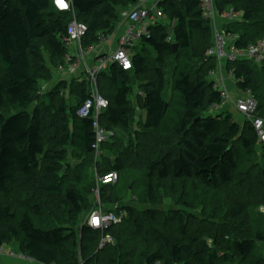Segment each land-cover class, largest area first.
I'll use <instances>...</instances> for the list:
<instances>
[{
  "label": "trees",
  "instance_id": "trees-1",
  "mask_svg": "<svg viewBox=\"0 0 264 264\" xmlns=\"http://www.w3.org/2000/svg\"><path fill=\"white\" fill-rule=\"evenodd\" d=\"M137 2L73 0V11L66 12L57 11L53 0H0V220L8 217L14 222L0 233V246L11 247L18 239L17 250L42 264H264V254L257 250V243L264 244V214L258 212L264 206V151L250 121L246 120L245 128H241L232 116L208 113L223 99L209 78L217 61L208 56L214 42L201 0L161 3L170 24H174L176 52L168 40L170 25L161 22L150 26L141 50H133L135 76L149 77L146 87L151 88L144 90L142 108L146 119L137 129V142L130 145L133 154L127 158L119 148L133 139L127 133L134 121L131 76L117 64L104 74L101 90L110 100V107L102 114L101 123L113 135L101 149L108 150L115 159L103 155L97 169L100 174L117 171L119 180L115 185L122 178L134 179L144 188L140 197L143 203L157 202L161 184L169 181H195L214 191L212 203L221 221L207 226L206 237L212 243L204 239L200 229H189L179 212L169 217L155 208L140 211L130 204L119 208L126 216L106 231L112 241L101 249V231L83 224L95 207L90 195L94 197L96 176L87 175L83 190L73 186L70 174L62 171L67 166L65 156L70 146L81 148L79 155L86 156L81 173L88 166L86 161L96 156L93 119L76 114L89 90L82 83L78 85L84 88L76 105H70L66 95V89L71 93L76 80L61 79L42 92V84L53 74L43 52H48L53 65L64 66L68 53L64 38L74 19L89 27L83 38V46L87 47L113 34L121 22V10ZM217 4L219 11L231 8L243 13L241 20L226 30L237 36L235 48L245 49L264 37V0H217ZM171 58H179L182 63L174 80L177 99L173 104L166 99ZM259 66L242 59L230 63L229 71H233L239 89L250 91L256 98L258 115L264 117V62ZM53 103L58 121L49 124L48 105ZM68 114L73 116L71 125ZM119 135L129 136L130 140L117 142ZM241 152H258L261 169L242 172ZM132 158L134 163L130 165ZM146 165L149 170L143 172ZM21 199L35 202L32 212L12 214L3 206L6 200L15 205ZM124 200L118 196L113 202ZM42 203L71 206V223L58 218L57 225L43 227L33 215L39 214ZM162 220L163 225H173V233L160 227Z\"/></svg>",
  "mask_w": 264,
  "mask_h": 264
},
{
  "label": "rangeland",
  "instance_id": "rangeland-1",
  "mask_svg": "<svg viewBox=\"0 0 264 264\" xmlns=\"http://www.w3.org/2000/svg\"><path fill=\"white\" fill-rule=\"evenodd\" d=\"M72 1L73 0H53V6L57 11H73L72 7ZM65 2L66 5L63 3ZM241 13V12H240ZM243 13H241L242 16ZM239 17L234 18L233 22L226 23L225 29L227 30L232 23L238 20ZM157 19L159 21H165L167 19V16L165 15V12L163 8H160L159 15L157 16ZM241 20V17L239 18ZM166 22V21H165ZM170 21L168 20V23ZM212 34L211 39L214 42V33H213V27L211 25ZM144 45V40L139 41L136 46L132 47V50L135 52L138 50H141V48ZM77 47L71 48L76 49ZM73 50V51H74ZM44 58H45V64L47 67L50 68V71L52 74V77L49 76L48 81L44 82L42 85L45 87L44 92H47L49 89L53 88L54 85L63 78L64 80H68L66 77L68 76L66 73V70H61L57 66L53 65L51 63V59L48 55V52L44 49L43 52ZM151 56V54L149 55ZM217 61V60H216ZM230 63H227L226 68L229 70ZM263 64H261L259 67H262ZM182 67V63L180 62V59L178 58H171L169 59V66L167 70V90H166V99L168 102H171V104L174 103V101L177 99V93L174 91V80L176 77L177 69L179 67ZM110 67L103 68L99 73V90L102 93L101 86H102V78L104 77V74H107L109 72ZM62 76L60 79V73ZM56 74L59 76L56 77ZM225 77H231L228 72L226 71L224 73ZM131 76V84H132V94L130 96V105L133 109V115H134V121L133 126L130 130V132H127L130 135V138L133 139L130 140L129 136L125 137L124 135H119L117 137V142L121 139L125 140L127 143L129 140V143L127 145L124 143L122 148L119 146V143H117L116 147H120L119 149L122 150L124 157L127 158L129 154H133V147L130 146L131 144H134L137 142V129L141 128V121H144L143 118L146 116V111L142 108V99L143 96H145V91L151 87H146L150 82L149 77L146 79L138 78L135 76V74H130ZM69 77V76H68ZM151 78V77H150ZM232 78V77H231ZM234 82H236L235 77H233ZM106 83L107 81H103ZM236 85V84H235ZM74 86L73 88H75ZM89 93H90V89ZM145 90V91H144ZM229 90V89H228ZM74 93H79L77 91H73ZM230 94L231 91L229 90ZM236 92V91H235ZM240 91H237V94H232L231 98H235L238 96ZM242 94V93H241ZM78 98V96H77ZM79 99V98H78ZM57 103V102H56ZM56 103H53L51 105H48L49 114L47 117V121L49 124H55L56 121H58V116L54 113V110L56 109ZM49 104V103H47ZM47 106V105H45ZM32 111V108L30 109ZM209 114L218 115L221 114L222 116H232L236 121H238L241 125V128H245L244 122L246 121L244 116L236 109L235 105L233 104L232 100L228 103H221L215 108H212L209 112ZM70 116V125L73 120V116L71 114H68V117ZM245 130V129H244ZM53 132V130H52ZM112 140V139H111ZM121 140V141H122ZM124 142V141H123ZM125 145L127 147H125ZM50 148V147H47ZM82 153V149L79 147H73L70 146L69 149L66 152L65 156V162L67 166L62 171L63 173H69L71 177V183L73 186H77V188L83 189L86 182H87V175H95L96 176V182H97V175L100 174L99 170L97 169V164L103 162V155H108L112 159H115V157L110 154V152L104 148H102L99 152H96L95 155L91 157V159H88L86 161L87 168L84 170V172L81 173L80 166H82V163L86 160L85 155H79ZM77 154V156H76ZM131 158V155H130ZM240 161V170L242 172H254L256 173L259 171L260 164H261V155L259 153L254 154H245L243 152L240 153L239 157ZM134 163V159L130 161ZM65 164V165H66ZM68 165L72 168L71 171H68ZM143 172H147L149 170V165H146L143 167ZM132 169H136L132 166ZM142 180H146V177L143 175H140ZM136 181L133 179V181L128 180L126 181L124 178H122V181L119 182L118 185H108L103 186L101 189V198L103 201V205H106V203L113 202L114 199H116L118 196L125 197V200L123 202H113L114 204L118 205H126L130 204L131 206L136 207L138 210L143 211L147 210L148 208H155L163 213V216H169L172 217L174 213L179 212L186 224L188 225L189 229L197 230L200 229V231L205 233L204 239L208 240V243H212V240L207 239L206 234L208 232L207 226L212 222L219 223L221 221V217L216 216L215 213L217 212L216 207L213 205L212 201L214 199V191H210L208 189H205L203 186H201L199 183L195 181H179V182H173L169 181L166 183L161 184L160 189V196L158 197V201L155 203H143L141 202V192L144 190V188L139 187V184L135 183ZM96 187V186H95ZM122 187H126L123 188ZM122 189V190H121ZM84 190V189H83ZM91 202L94 201V203L97 202V197L91 194L90 195ZM19 204H13L10 201L6 200L3 203V206L8 207L9 212L12 214L20 213L21 211H30L32 212L35 202L33 200L24 201V199H21L19 201ZM111 204V205H114ZM16 207H18L16 209ZM5 208V207H4ZM40 208V207H39ZM17 210V212L15 211ZM258 212L261 214H264V206H261L258 209ZM35 218L40 219V222H42L43 227H49L51 225H57L59 223L58 218H61L66 223L69 222L70 217L74 215V212L72 211V207L69 205L61 204V205H48V203H42V206L40 208L39 214H33ZM82 215L79 216V221H81ZM162 225L160 226L165 232L168 234L173 233V225H163L164 220L161 221ZM14 224L12 222L11 218H4L0 220V233L4 232L8 229L10 225ZM79 226V225H78ZM17 243L18 239H15L14 242H12V246L10 247L14 252L19 253L17 250ZM6 246H8L6 244ZM257 250L258 253L264 254V244L257 243ZM85 258L83 257V260Z\"/></svg>",
  "mask_w": 264,
  "mask_h": 264
},
{
  "label": "built area",
  "instance_id": "built-area-1",
  "mask_svg": "<svg viewBox=\"0 0 264 264\" xmlns=\"http://www.w3.org/2000/svg\"><path fill=\"white\" fill-rule=\"evenodd\" d=\"M58 1V0H57ZM163 0H138V2L130 8L122 12V24H125L124 34L117 39V46L109 49L106 52L100 53L97 46L91 44L86 48L83 47V38L87 35L89 27L86 23L74 19L68 27L67 35L64 42L68 48L75 44L80 48L79 58L85 59L90 53L97 57L98 65L89 67L87 70V80L90 86V93L79 103L76 114L80 118H92L93 127L95 131L96 152L101 150V146L111 140L113 132L103 127L101 123V116L110 107V100L102 95L99 90L98 77L103 68L111 67L117 64L122 70L131 72L134 70L133 65V50L139 41H143L145 36L150 35V26L161 22L157 19ZM65 5L66 3L63 2ZM203 15L210 20L214 33V46L208 51V56L217 60V67L209 72V78L213 82L215 89L221 92L222 104L228 103L232 100L236 109L244 116L245 120L250 121L253 125L264 151V117L258 115L259 103L250 91H242L241 95L231 98L229 90L225 87V75L227 71L231 77H234L233 71L226 68L227 63H233L242 59H250L255 63L261 65L264 62V37L254 44H250L245 49L235 48V41L237 36L227 33L226 23L233 22L234 18L241 13L236 12L231 8L219 11L217 0H201ZM223 21V22H222ZM222 22V23H221ZM169 41H174L173 27L168 38ZM108 39L104 36L101 42H107ZM96 51V52H95ZM99 55H97V54ZM65 65L60 69L66 70L69 74H76L78 71L77 64H73L74 55L72 53L66 54ZM237 82V80H236ZM42 85V92H44ZM264 164V159H263ZM119 180V173L117 171H110L97 175L96 187L94 195L97 197L95 207L89 212L84 219V224L94 230H99L103 234L100 249L107 243L112 241L110 235H105L106 231L113 225L121 223L126 212L119 209L124 206L114 204L107 207L103 205L101 198V189L103 186L115 185ZM10 256H18L32 260L31 257L13 250L6 251L5 247L0 246V254L6 253ZM78 264H84L80 261ZM154 264H162L157 261Z\"/></svg>",
  "mask_w": 264,
  "mask_h": 264
},
{
  "label": "crops",
  "instance_id": "crops-1",
  "mask_svg": "<svg viewBox=\"0 0 264 264\" xmlns=\"http://www.w3.org/2000/svg\"><path fill=\"white\" fill-rule=\"evenodd\" d=\"M123 11L124 10H121V15H122V12ZM238 17L239 18L242 17L241 14ZM239 18H238L237 21H240ZM168 20L169 19L167 18V19H165L166 22L165 21H162L161 23H163V24H165L167 26L170 25L169 27H170V32H171L172 27L174 26V24L173 23H172L173 25L170 24L171 22L168 23ZM124 32H125V24H122V17H121V22L119 23V25L116 28L115 32H113V34H111L108 37H106L108 39V41L107 42H99V43L94 44V45L97 46L98 50H100V53L106 52L110 48L113 49V48H115L117 46V39H119L124 34ZM173 43H175V42L173 41ZM82 44H83V42H82ZM74 47H77V48L75 50L74 49H71V48H74ZM71 48H68V52L69 53H72V55H74V57L76 58V59H74L73 64H77L78 71H77L76 74H69L68 72H66L65 74H67L69 77L67 75H65V74L62 75L63 74V72H62V73H60L59 79L62 76H65V77L67 76L66 77L67 79H69V80L71 79L70 82L72 80H76L77 84L75 86H78V85H80L82 83L83 85H86L88 87V89H90V86H89V83H88V80H87V76H88L87 75L88 74L87 73V70H88L89 67H94V66H97L98 65L97 57L94 56L93 53H90V54H88L86 56L85 59L79 58V56H80V48H79V46H77L75 44ZM65 62H66V59H65ZM128 73L129 74H132V73L135 74V71L133 70V71L128 72ZM57 76H59V75L56 74V77ZM61 79H63V78H61ZM224 85H225V87L227 89H229L231 91V95L232 94L233 95L234 94H237V91L238 90L240 91L239 95H241V92L242 91L239 89L237 82H234L233 77L232 78L231 77L230 78L229 77L228 78L225 77ZM73 87H74V85H73ZM83 88H84L83 86L75 87L74 89H72L71 93H69L68 92V89H66V95H68V99H69L68 101H69V104L70 105H76V102L78 101L77 96L79 97V95H82L81 90ZM73 91H77L79 93L76 94ZM145 119H146V117L143 118V120H145ZM111 204H114V203H106V206L109 207ZM84 219H83V221H84ZM83 224H84V222H83ZM5 248H6V251H8L9 249L12 250L10 248V246H5ZM0 264H42V263H40V262H38V261H36L34 259L29 260L27 258H21V257H18V256H10L6 252V253H3V254H0Z\"/></svg>",
  "mask_w": 264,
  "mask_h": 264
},
{
  "label": "water",
  "instance_id": "water-1",
  "mask_svg": "<svg viewBox=\"0 0 264 264\" xmlns=\"http://www.w3.org/2000/svg\"><path fill=\"white\" fill-rule=\"evenodd\" d=\"M172 45H173V48H174V52H176L177 49H178V43H173Z\"/></svg>",
  "mask_w": 264,
  "mask_h": 264
}]
</instances>
